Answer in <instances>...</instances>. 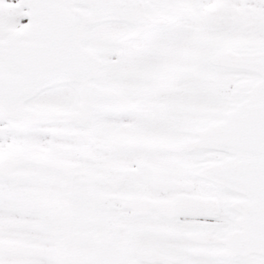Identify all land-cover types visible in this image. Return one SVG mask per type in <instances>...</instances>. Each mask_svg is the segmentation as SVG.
I'll list each match as a JSON object with an SVG mask.
<instances>
[{"label":"snow or ice","instance_id":"6c2138e0","mask_svg":"<svg viewBox=\"0 0 264 264\" xmlns=\"http://www.w3.org/2000/svg\"><path fill=\"white\" fill-rule=\"evenodd\" d=\"M0 264H264V0H0Z\"/></svg>","mask_w":264,"mask_h":264}]
</instances>
